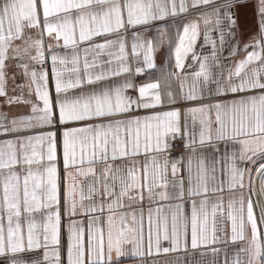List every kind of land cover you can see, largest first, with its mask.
<instances>
[{"label":"snow or ice","instance_id":"1","mask_svg":"<svg viewBox=\"0 0 264 264\" xmlns=\"http://www.w3.org/2000/svg\"><path fill=\"white\" fill-rule=\"evenodd\" d=\"M0 98V264H264V0H0Z\"/></svg>","mask_w":264,"mask_h":264},{"label":"crops","instance_id":"2","mask_svg":"<svg viewBox=\"0 0 264 264\" xmlns=\"http://www.w3.org/2000/svg\"><path fill=\"white\" fill-rule=\"evenodd\" d=\"M249 18L251 19V9L249 10ZM171 34H172V36L174 37L175 36V29H173L172 30V32H171ZM201 44H202V37L200 38V40H198L197 41V45H196V51L197 52H200L201 51ZM167 47V45H165V48ZM227 54V52H225V55ZM158 63H159V60H158ZM141 79H143V80H147V76L145 75L144 77H142ZM19 83H23V81L22 80H18V81H16V84H19ZM16 85L15 84H12V83H10L9 84V91H11V88L12 87H15ZM0 100H2V98H0ZM12 111H17V109L15 108V106L13 107V109H12ZM196 258H199V256L197 255V257ZM206 260H210L211 259V256H208V257H206L205 258Z\"/></svg>","mask_w":264,"mask_h":264}]
</instances>
